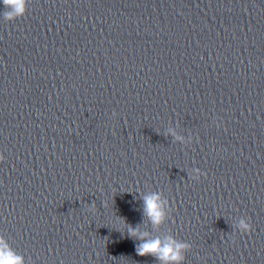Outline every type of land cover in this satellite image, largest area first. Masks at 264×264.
I'll return each instance as SVG.
<instances>
[{
	"label": "clouds",
	"instance_id": "obj_1",
	"mask_svg": "<svg viewBox=\"0 0 264 264\" xmlns=\"http://www.w3.org/2000/svg\"><path fill=\"white\" fill-rule=\"evenodd\" d=\"M4 6L2 13L6 21H15L23 17L28 10L27 0H0ZM144 213L153 225L160 224L164 219V212L158 194L144 197ZM241 227L248 229L249 226L241 221ZM129 235L139 238L142 242L136 251L139 255H152L161 264H180L184 259L182 252L188 247L187 244L176 242L171 237L167 243H163L159 238L154 240L146 239L147 233H141L138 229L129 227ZM0 264H23L22 257L15 255L5 247H0Z\"/></svg>",
	"mask_w": 264,
	"mask_h": 264
}]
</instances>
